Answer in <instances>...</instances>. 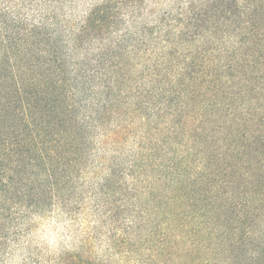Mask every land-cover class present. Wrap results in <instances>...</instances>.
Wrapping results in <instances>:
<instances>
[{
  "label": "trees",
  "instance_id": "trees-1",
  "mask_svg": "<svg viewBox=\"0 0 264 264\" xmlns=\"http://www.w3.org/2000/svg\"><path fill=\"white\" fill-rule=\"evenodd\" d=\"M154 2L0 0V264H264V0Z\"/></svg>",
  "mask_w": 264,
  "mask_h": 264
},
{
  "label": "rangeland",
  "instance_id": "rangeland-1",
  "mask_svg": "<svg viewBox=\"0 0 264 264\" xmlns=\"http://www.w3.org/2000/svg\"><path fill=\"white\" fill-rule=\"evenodd\" d=\"M182 2V0H156L154 2V7H158V11L162 12L172 7H176L177 4ZM95 216L90 213L87 216V221L90 222L94 220ZM107 217L103 216L100 220L103 223L102 228L98 229L93 233L94 238L90 243L91 255L93 258L98 259H110L112 264H117L120 258V254L116 252L118 247H116L114 241L118 236H116L118 230L115 224H118V220L108 222ZM86 221V222H87ZM82 219H80L74 226H70L67 223H61L57 219L44 218L40 220L38 228L35 231L33 238L34 244L39 247L37 250L44 254H55L61 251L63 248H72L74 246V240L82 238L83 229H86L88 225H83ZM87 232H91L88 228Z\"/></svg>",
  "mask_w": 264,
  "mask_h": 264
}]
</instances>
